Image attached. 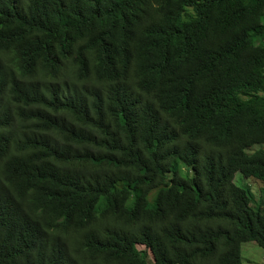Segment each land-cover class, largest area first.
<instances>
[{
	"label": "trees",
	"instance_id": "trees-1",
	"mask_svg": "<svg viewBox=\"0 0 264 264\" xmlns=\"http://www.w3.org/2000/svg\"><path fill=\"white\" fill-rule=\"evenodd\" d=\"M261 145L264 0H0V264H241Z\"/></svg>",
	"mask_w": 264,
	"mask_h": 264
},
{
	"label": "rangeland",
	"instance_id": "rangeland-1",
	"mask_svg": "<svg viewBox=\"0 0 264 264\" xmlns=\"http://www.w3.org/2000/svg\"><path fill=\"white\" fill-rule=\"evenodd\" d=\"M257 149H264V145L256 146L252 149L255 151ZM235 183L238 185L245 186V181L243 182L242 178L237 174L234 179ZM252 186L253 196L251 198V206L256 207L258 204V198L261 195L260 189L262 184L256 180V178H252L248 181ZM137 249L142 252L148 254L150 256V252L146 251L143 246H138ZM240 258L241 264H264V249L259 248L255 243H245L240 245Z\"/></svg>",
	"mask_w": 264,
	"mask_h": 264
}]
</instances>
